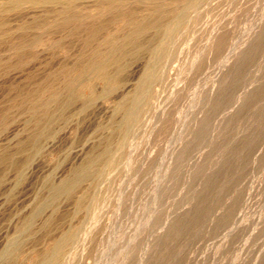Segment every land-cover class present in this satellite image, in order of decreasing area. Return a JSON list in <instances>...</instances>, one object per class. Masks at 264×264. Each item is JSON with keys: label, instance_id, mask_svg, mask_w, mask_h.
<instances>
[{"label": "rangeland", "instance_id": "rangeland-1", "mask_svg": "<svg viewBox=\"0 0 264 264\" xmlns=\"http://www.w3.org/2000/svg\"><path fill=\"white\" fill-rule=\"evenodd\" d=\"M15 2L0 264H264V0Z\"/></svg>", "mask_w": 264, "mask_h": 264}, {"label": "bare ground", "instance_id": "bare-ground-1", "mask_svg": "<svg viewBox=\"0 0 264 264\" xmlns=\"http://www.w3.org/2000/svg\"><path fill=\"white\" fill-rule=\"evenodd\" d=\"M54 2V1H56V0H28V2H31L32 4H34V5H36V4H38V3H47V2H49V3H51V2ZM59 1V0H58ZM106 1V5L107 6H110V7H114L115 5H118V7H123V6H126V4L130 1V0H105ZM155 1V0H154ZM163 1V0H162ZM52 2V3H53ZM133 2V1H132ZM57 3V2H56ZM55 3V4H56ZM156 3V2H155ZM4 4V3H3ZM2 4V5H3ZM58 4V3H57ZM56 4V5H57ZM132 4V3H131ZM144 4V3H143ZM0 6V10H11V9H13V8H15V7H19L20 6V2H15V4H13V5H7V3H6V5H3V6ZM30 5V4H29ZM33 5V6H34ZM54 6V5H53ZM70 7H71V4H67L66 6H65V9L67 10V9H70ZM96 7H98V4L96 5ZM102 7V6H101ZM105 9V8H104ZM94 10V9H93ZM71 11V10H70ZM98 11V10H97ZM62 12V11H61ZM65 12V11H64ZM97 14V13H96ZM88 16H90V15H88ZM87 16V17H88ZM91 17H93L92 15H91ZM99 18V17H98ZM101 18V17H100ZM72 19V18H71ZM83 20V19H82ZM84 21H85V19H84ZM158 21V20H157ZM159 24H160V22H158ZM168 24V23H167ZM3 25V22H0V26H2ZM164 29V28H163ZM166 30H168V29H166ZM85 31V30H84ZM137 32V31H136ZM139 32V31H138ZM172 33V32H171ZM167 34V33H166ZM87 35V34H86ZM130 36V35H129ZM90 37V36H89ZM166 39V38H165ZM120 40V39H119ZM109 42V41H108ZM130 43H134V41H130ZM115 44V43H114ZM113 44V45H114ZM117 45V44H116ZM115 46V45H114ZM132 46H134V45H132ZM145 47V46H144ZM114 48V47H113ZM122 48V47H121ZM110 49V48H109ZM124 49V48H123ZM156 48H154V54L155 55H158V52L155 50ZM158 49H159V47H158ZM157 49V50H158ZM98 50V49H97ZM114 50V49H113ZM111 51H112V49H111ZM109 52V51H108ZM121 52V51H120ZM126 53V52H125ZM118 54V53H117ZM114 55V54H113ZM129 55V54H128ZM137 55V54H136ZM129 57V56H128ZM94 58H96V57H94ZM113 58V57H112ZM109 60V59H108ZM108 60H106V59H103V61H101V62H99V63H97V64H94L92 67H90V70L88 71V72H84V76H87V74H88V78H90L89 79V81H94V79L96 80V79H104L105 81H106V84H108V83H111L113 80L111 79V77H110V75L107 73V68H108ZM155 60V59H154ZM100 61V60H99ZM149 61V60H148ZM150 65V64H149ZM154 65V64H153ZM85 67V66H84ZM114 67V66H113ZM155 67V66H154ZM147 67H145V69H146ZM151 70V69H150ZM116 71V70H115ZM147 71H149V70H147ZM147 71H144V73L145 72H147ZM117 72H119V71H117ZM120 73V72H119ZM112 74V73H111ZM118 74V73H117ZM147 74H149V73H147ZM146 74V75H147ZM152 74V73H151ZM79 75V74H78ZM77 75V76H78ZM145 75V74H144ZM150 75V74H149ZM148 75V76H149ZM147 77V76H146ZM142 78H143V76H142ZM141 78V79H142ZM143 80V79H142ZM141 80V81H142ZM145 80H146V78H145ZM149 80V79H148ZM90 83H92V82H90ZM143 83V82H142ZM145 84V83H144ZM110 85V84H109ZM135 86V85H134ZM133 86V87H134ZM141 87V86H140ZM139 87V88H140ZM110 88V87H109ZM141 88H143V87H141ZM108 90V89H107ZM137 90V89H136ZM140 90V89H139ZM144 90V89H143ZM102 92V91H101ZM145 92V91H144ZM142 94V93H141ZM128 95V94H127ZM135 96H136V93H135ZM56 98H58V97H56ZM122 98H123V96H122ZM135 98V97H134ZM133 100V99H132ZM135 100V99H134ZM133 100V101H134ZM123 101H124V99H123ZM125 102V101H124ZM121 103V102H120ZM130 103V102H129ZM128 103V104H129ZM134 103V102H133ZM127 104V105H128ZM124 105V104H123ZM126 105V106H127ZM130 105V104H129ZM136 105V104H135ZM119 107H120V105H119ZM124 107V106H123ZM129 107V106H128ZM133 108H134V106H133ZM47 110V109H46ZM33 111H34V114H36V115H38L39 113H40V109L38 108V107H36V108H34L33 109ZM44 112V111H43ZM132 112V111H131ZM45 113V112H44ZM129 114V113H128ZM44 116H46L45 114H44ZM43 117V116H42ZM125 118V117H124ZM50 120V119H49ZM125 120V119H124ZM33 125V124H32ZM38 127H40V123H38V125H37V128ZM116 128V127H115ZM41 129H39L38 131H37V133H35L34 135H33V139L34 140H36V142H38L37 140L38 139H40V138H42L44 135H45V132L46 131H43V130H41ZM37 145H38V143H37ZM121 145V144H120ZM39 149V148H38ZM104 154V153H103ZM126 166V165H125ZM105 167V166H104ZM84 170V169H83ZM85 171V170H84ZM83 172V171H82ZM20 173V172H19ZM100 175V174H99ZM78 176H80V175H78ZM100 177V176H99ZM78 181V180H77ZM77 181H75V183L77 182ZM74 184V183H73ZM71 185V186H74V185ZM64 189V188H63ZM66 189V188H65ZM71 192V191H70ZM60 195V194H59ZM54 196V195H53ZM44 204V203H43ZM38 212V211H37ZM37 217V216H36ZM92 226V225H91ZM16 241V240H15ZM67 241H68V238L66 239V240H63L62 242H60L59 241V243H57L56 244V247H54L52 250H51V254H50V258L45 262V264H56V262L58 261V259L59 258H61L60 257V254H61V252H62V249L65 247V245H66V243H67ZM49 254V253H48ZM46 257V256H45ZM9 263L10 264H12V261H9Z\"/></svg>", "mask_w": 264, "mask_h": 264}]
</instances>
